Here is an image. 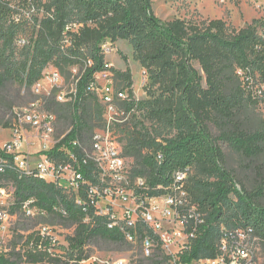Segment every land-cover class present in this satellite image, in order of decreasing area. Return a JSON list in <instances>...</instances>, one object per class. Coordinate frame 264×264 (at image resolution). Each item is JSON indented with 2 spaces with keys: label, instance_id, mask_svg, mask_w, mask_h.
Returning <instances> with one entry per match:
<instances>
[{
  "label": "trees",
  "instance_id": "obj_1",
  "mask_svg": "<svg viewBox=\"0 0 264 264\" xmlns=\"http://www.w3.org/2000/svg\"><path fill=\"white\" fill-rule=\"evenodd\" d=\"M10 1L0 0V87L15 83L30 90L48 65L65 72L92 62L81 77L74 104H48L60 116L68 110L72 119L71 130L58 147L73 140L83 142L85 134L102 125V109L85 89L104 67L101 45L128 41L147 83V98L136 101L130 70L115 72L130 100L122 103L124 114L113 130L124 156L131 160L132 175L144 178L154 188L167 186L177 170H197L196 175H188L184 189L188 203L204 223L181 260L190 263L215 257L222 227L248 226L259 238L264 262V205L259 202L264 186L252 191L238 188L224 167L222 149L226 143L247 157L263 152L264 132L248 131L242 116L249 105L264 103L254 95L256 90H250L258 85L256 81H264V30L259 34L252 24L236 30L222 19L163 21L153 13L151 0H43L42 17H34L30 25L24 19H13L17 12L10 9ZM71 22L83 26L77 33L65 35ZM21 33L31 38L19 48L16 43ZM11 117L12 113L5 128H9ZM212 128L218 130V136ZM4 178L12 185L15 209L21 211V203L33 199L37 207L63 219L74 231L67 238L64 256H50L38 248L39 239L30 235V247L18 254L17 260L0 254V264H61L66 258L79 262L89 257L85 248L93 239L127 246L117 230H108L103 219L92 212L86 221L87 213L54 185L8 168ZM144 260L166 262L157 254Z\"/></svg>",
  "mask_w": 264,
  "mask_h": 264
},
{
  "label": "built area",
  "instance_id": "obj_2",
  "mask_svg": "<svg viewBox=\"0 0 264 264\" xmlns=\"http://www.w3.org/2000/svg\"><path fill=\"white\" fill-rule=\"evenodd\" d=\"M82 26L71 22L64 33H77ZM19 45H25V41L20 40ZM101 49L112 52L110 47ZM91 64L88 60L83 68L70 67L69 77L56 67H46L30 88L31 100L12 112L10 140L0 147V229L9 224V209L15 204L13 188H7L4 178L8 168L20 176L54 185L87 213L86 221L88 212L103 219L108 230H117L128 244L139 245L145 259L152 258L159 250L166 258L164 264H261L259 238L248 226L222 230L215 257L190 263L181 260L197 228L204 223L200 213L188 203L184 189L188 169L175 171L167 186L154 188L144 178L132 175L131 160L124 156L123 145L113 130L121 123L122 103L129 102L130 97L119 86L112 65L104 62L103 69L92 76L85 89L102 109L101 127L91 134L88 145L73 140L58 147L68 133L58 136V116L48 104L51 101L74 104L81 77ZM251 89L256 90L255 96L264 99V85ZM21 211L27 218L46 214L33 199L22 202ZM35 238L39 239V249L52 257L61 256L57 240L48 228L40 226ZM76 263L132 264L121 258L101 261L93 257Z\"/></svg>",
  "mask_w": 264,
  "mask_h": 264
},
{
  "label": "rangeland",
  "instance_id": "obj_3",
  "mask_svg": "<svg viewBox=\"0 0 264 264\" xmlns=\"http://www.w3.org/2000/svg\"><path fill=\"white\" fill-rule=\"evenodd\" d=\"M42 0H12L10 1V9L16 11L13 19L15 21H27L30 25L33 23V18H41L43 15ZM39 4V5H38ZM151 7L153 13L163 21H170L173 19L183 20H214L222 19L232 28L239 30L249 25H253L259 34L263 33L264 28L261 27L264 23V0H151ZM256 22V23H255ZM29 34H19L17 40V47L20 48V40H30ZM110 47L112 52L104 53V62L114 67V72L121 73L130 70L132 93L136 101L146 99L145 86L146 74L142 67L133 59V51L128 41L118 40L116 42L105 41L101 47ZM195 69L200 71L199 65L194 62ZM47 67H54L48 65ZM81 68V65H77ZM69 69L61 72L65 77H69ZM120 81V80H118ZM257 82V81H256ZM260 82V81H259ZM258 83V82H257ZM258 85H264L261 82ZM120 86V85H119ZM204 86V82H203ZM31 99L30 90L25 86L15 83H6L0 87V147H3L10 140V131L5 128L8 124L10 115L15 108H20L26 105ZM261 106L249 105L243 112L242 121L244 127L248 131L264 132V104ZM66 108V107H65ZM68 109V108H66ZM58 115V136L67 134L72 128V119L70 112L65 110L64 114ZM101 125L85 134L84 141L81 142L88 145L91 134L99 129ZM166 135V131H162ZM212 133L218 136L217 129L212 128ZM225 160L224 167L228 170L236 182L238 188L243 186L247 191H252L257 187L264 186V149L259 155L247 157L243 153L234 150L226 143L222 144ZM197 174L195 167H191L188 175L193 176ZM261 185V186H259ZM6 186L10 190L12 185L6 181ZM259 202L264 205V195L261 196ZM9 213L11 219L9 224L0 229V242L2 247L1 255H4L11 261L17 260L18 254H23L30 245H27V239L31 235L35 237L40 226L48 228L49 232L57 240V244L61 249L60 255L64 256V248H67V238L73 235V228L63 220L51 214L43 216H36L34 218H27L22 211L10 207ZM165 225V224H164ZM225 229L222 227V230ZM88 252V258H97L103 260L126 259L128 262L134 264H150L149 261L144 260L141 254L139 245L127 246L119 243H111L101 239H93L85 248ZM173 251L176 247L172 248ZM155 254L162 256L159 250ZM61 264H77L75 260L68 258L62 259ZM142 262V263H141ZM264 264L261 261V264Z\"/></svg>",
  "mask_w": 264,
  "mask_h": 264
}]
</instances>
